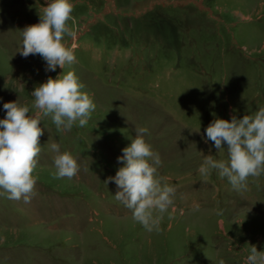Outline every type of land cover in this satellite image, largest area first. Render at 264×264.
<instances>
[{"label": "rangeland", "instance_id": "rangeland-1", "mask_svg": "<svg viewBox=\"0 0 264 264\" xmlns=\"http://www.w3.org/2000/svg\"><path fill=\"white\" fill-rule=\"evenodd\" d=\"M72 2L76 35L63 41L77 62L46 72L39 54L17 48L47 0H0V118L16 100L37 112L35 87L69 70L97 105L71 130L41 118L34 194L0 195V264H244L251 246L264 251V175L236 190L198 171L204 156L227 159L226 143L206 139L213 119L264 107V0ZM142 126L161 158L157 175L176 189L160 231L136 222L107 179ZM53 142L77 159L74 177L54 175Z\"/></svg>", "mask_w": 264, "mask_h": 264}, {"label": "clouds", "instance_id": "clouds-1", "mask_svg": "<svg viewBox=\"0 0 264 264\" xmlns=\"http://www.w3.org/2000/svg\"><path fill=\"white\" fill-rule=\"evenodd\" d=\"M73 7L72 0H47L39 22L19 31L17 51L24 57L39 54L46 62V72L76 63L75 45L69 47L63 41L66 34L76 35L68 25L74 19ZM19 86L24 90L23 84ZM84 88L75 71L69 70L55 79L48 77L35 87L31 97L37 112L17 100L3 103L7 111L0 118V195L30 201L37 182L33 171L41 152L39 138L43 129L39 122L50 116L61 130L88 124L97 105ZM148 131L143 126L135 129V137L122 149L123 155L117 157L122 166L107 179L115 182L119 189L115 199L131 210L136 222L148 231H160L162 216L173 204L176 189L173 184L162 183L164 178L157 175L161 158L145 139ZM204 131L206 139L213 141L217 149L224 150L222 145L226 143L227 159L204 156L198 168L201 175L208 176L215 170L236 190L247 188L248 177L264 175V107L241 119L234 115L230 120L215 118ZM50 147L56 153L54 175H77V159L68 151L61 152L58 143L53 142ZM243 259L244 264H264V251H257L253 245ZM218 264L226 261L220 258Z\"/></svg>", "mask_w": 264, "mask_h": 264}]
</instances>
